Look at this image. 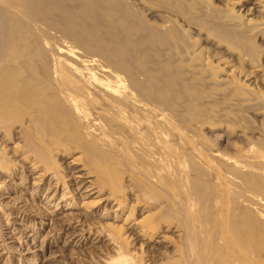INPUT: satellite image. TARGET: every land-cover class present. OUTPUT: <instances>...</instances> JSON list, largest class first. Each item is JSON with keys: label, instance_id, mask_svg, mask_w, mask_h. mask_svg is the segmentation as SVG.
Segmentation results:
<instances>
[{"label": "bare ground", "instance_id": "1", "mask_svg": "<svg viewBox=\"0 0 264 264\" xmlns=\"http://www.w3.org/2000/svg\"><path fill=\"white\" fill-rule=\"evenodd\" d=\"M154 1L159 2V0H123V3L120 0H83L80 2H77L76 0H42L39 7L33 8V6H29V3L27 2H23V5H17L15 0H12L11 2L4 1L2 3V6L4 8L0 12V39H4L6 41V43H2L0 41V106H5V108H12L11 110H3L1 112V116L3 118V120L0 119V123L3 124L1 128L5 127L4 129H6V127L8 126V129L10 126L9 123L11 122L12 125L10 126V128H13L14 125L17 127L14 128L15 133L18 134L21 129L23 130V132H25V138L27 141L25 143H22L19 134L23 132H19L16 137L19 142L15 144L14 149L19 150V148L21 147V143L22 147L28 145L29 148L31 147V151H26L27 149H25V154H21L19 155V157L21 158V160L24 159L25 161L26 159H28V161L30 162V166L28 167V177H30V181L32 179L31 187L33 189V192H35H32V194L38 193L43 189L45 185H48L49 187H47L45 193L47 202H52L54 199H59L58 196L60 195L59 201L55 202L56 204H54L56 206L55 209L50 214H48V216H50L49 223L51 224L56 221L60 226L68 231L66 232L68 242L64 241L65 244L68 245V243H72L78 244V246H80L81 244L83 245L87 240V234H85L87 232H85V229H83L84 227H82V224L88 220V216L92 217L94 215H97L98 212L104 208L105 212L102 214V217H110L115 222L119 220V218H121L120 221L122 224H116L113 222L108 223V221L107 223H105V221L102 222L114 230L115 235L121 241L120 243L126 244V242L124 241H129L130 243L133 242V244L136 243L140 245V248H142V254L148 258L147 260H145V262L148 264H154L153 262L155 261V258L164 255L166 249L169 248V246H172L173 243L168 240L172 236H175V238L178 239V242L181 245L179 246L181 247L179 250L175 247L179 243L177 242V245H174L175 249L177 250L176 253L179 251L182 254H185L187 253V251H191L192 253L195 249L197 250V248L195 247V242L197 245H201V242L198 243L197 240H201L200 238L198 239V234L199 232L202 233V231H200L201 229H199V232H197L196 230V228L198 227L195 226V221L198 218L191 221L192 218H190V220H187V215L183 216L185 212L187 213V210L185 212H182L180 207H182L183 210L187 208L190 200L186 201L185 203H180L179 201L178 205L172 199H162L163 203H158V206L160 208V211L163 208L162 211H164L165 214L157 209H151V211H148V214L146 213L147 215H144L145 217H143L142 219H133L135 209H137L138 215H142L144 212H146L148 208L147 206H149L147 204L150 202L151 204L154 203L152 199L150 197L149 199L147 196L152 193L154 195H157L158 190L155 186H157L158 183L162 180L152 185L140 183V188H142V190H140L142 192H140L141 196L136 195L135 192L132 193L129 191L130 194L128 198L129 200H131V202L133 201L134 204L129 203L131 205L129 206L130 211L124 218L122 216L125 211V206L123 204V195L127 196V194L124 189V191H119L118 189H121L123 187L120 184L121 182L119 178L122 177L126 172L124 169L126 163H122L117 160L122 159V156L125 155V152H119L118 157L109 159L105 165L99 164L96 160H91L88 163L86 161V158L84 159L83 153L86 155V152H92L95 150L92 145L94 143V139L90 134H88L91 131L90 129L101 128L103 121H107L108 123L116 122L114 126L111 124H109L108 126L111 127L116 134H124V130L130 123V128L135 132V140L133 142H140V140L136 137H138L137 134H140L139 130L141 129L139 128H142V125L145 124L144 122H142L144 121L142 119L144 117L136 116L134 109L141 113L143 111H146L155 119L158 118V115L164 116L165 114L160 113V109L157 108H132L131 111H129L128 108H124V106L130 99L122 96L121 92L133 90L135 93L142 96L145 95L142 94L143 92L148 91L164 94H171L172 92L177 91L178 96L176 98L178 99L182 98V96L187 93L186 89L180 88L182 79H180L179 77V79H176L177 75L175 77L173 73H169L167 69L168 67H165V65L162 63V59H164V55L166 54V49H168L169 51L172 50L176 55L178 54L177 51L180 49L183 55L188 57V59L190 60L194 59V55H196L197 52V54H199L197 57H203V61L202 59H200L202 62H199L200 64L193 66V68L199 71L202 70L204 71L203 73H205V71H213L215 74L217 73V80H214L213 84L219 86L222 85V87L227 86L223 89L225 90V92L233 94H238L240 92L242 94V97H240L241 102L240 104L238 103V97L236 94L237 101L234 99L236 105H240L241 107H244L246 105L247 109L252 110V108H257L258 103H264V0H181L186 1L187 3V5L184 6L180 4L179 0H162L164 1L162 2L163 4L167 1L170 2L168 3L169 7L165 6L166 4L158 6L156 5L158 3H155ZM76 6L81 9L96 7L99 11L94 14L85 15L81 13V10H78ZM178 11L182 12V15H180ZM136 12H138L140 15L143 14V16H146V18L148 16V18L144 20L140 18V15L138 16V14L137 17L135 15ZM171 14L174 16L177 15V18L180 17L184 22H186V25H188V27L185 26L184 28H182L180 24L177 25L181 27V29L179 28V30L187 36H190V34H192L193 32L197 34L201 33L198 31V26H202L204 27L203 29L206 30L204 31V33L202 32L201 35L198 34L200 35L199 37L191 36L192 38H195V40H197L199 42V45L201 46L199 50H196L197 48L193 47L196 50L195 53L193 52V48V50L191 51L186 45H184L183 47V43L181 42V40L178 39V37L174 33L169 32V30H172L171 26H173L179 20L178 19L176 21L175 19L177 18L174 19V16L172 18ZM17 16L24 17V19L28 18V21H33V24L35 26L38 25L39 27H44L41 30H44L47 35V30L48 32L50 31L51 36L48 35L49 38H47L46 34L43 35H46V38H44L46 41L45 43L49 48L48 50L50 52H53L52 57L56 62V66L53 71L47 68L45 69L46 71L41 72L39 69V65H41L40 63L43 62V60L34 59V56H39V52L37 50L41 48H34L35 46L32 39L31 41H29V39H27L20 31V33H17L16 31H18L19 28L16 30L15 28L17 27H15V24L10 26L6 24L10 20L15 22H23L20 17ZM45 28H47V30ZM19 30H26V28H24L23 26V28ZM148 30H154V33L160 32L162 36L155 37L148 35L145 33V31ZM17 38L19 39V41H21L20 39L23 40L22 44L18 43ZM69 38H72L73 41L69 40ZM168 40H170L171 43H174V48H171V45L173 44H170V46L168 47L162 45L163 41L167 42ZM7 41L10 42L9 46L7 45ZM82 43L90 44L94 48V50H96V52H88L81 46ZM3 44H5L6 47H4V50L2 48ZM131 45H133L134 47H132ZM98 46L100 47V49H98ZM163 46L166 47L164 50L162 49ZM8 48L10 49L7 50ZM156 50H159L160 54L156 55ZM40 54L43 53L40 52ZM153 56H155V58L152 61L155 65H157V67H155V70L150 69L149 71L148 68H144V61L150 62ZM168 56L170 57V55ZM128 57L130 58L120 60ZM142 57H149V59L139 60V58ZM132 58H136L137 60L133 61ZM132 66L136 71L135 74H132V72H130V68ZM139 73L144 75V77L146 76V79L142 80L141 75L137 76V74ZM109 74H112L113 83L111 82ZM105 76L110 81H108ZM52 81L56 85H51ZM127 81L129 82L128 88L125 86V83ZM102 86H106L108 88L109 92L107 95H109L110 98H108V100L106 99V103L109 102L108 106H111V108L106 107L94 109V117L98 119V123L95 124V126L90 127L86 130L82 125V123H84L83 120L73 121L65 125L59 124V121L62 118H65L64 115H61L62 108L60 107L66 103L65 97L59 92L61 88L75 92L78 90L80 92L90 91L96 94V91L98 89H101ZM229 88L230 91H228ZM19 98L22 100H27L25 108H19ZM86 99L87 98H83L81 100H78V102L84 101ZM50 100H52L53 102L51 103ZM170 103L171 102H169V104ZM74 104L75 101L70 102L67 111L76 110V108H74ZM134 104L137 105V103L133 101L132 105L134 106ZM143 107H146V105L143 104ZM260 108L262 109L256 112L258 114L264 113V105ZM127 110L131 113H134V116H129ZM173 113L175 114V111H173ZM262 116L263 115H261V117ZM262 118H264V116ZM155 122V120L150 122L153 130H156V127L158 125H156ZM66 127H68L70 131H67ZM24 128H27V130L25 129L24 131ZM258 128L260 130V133L264 132V124H262L261 127ZM33 130L35 132H38V135L36 134L38 137L32 133ZM7 131L10 130L8 129ZM63 132L66 133L67 139L74 138L75 140L82 143L83 147L76 145L77 147L81 148V151L76 150L77 147L75 145H71V147L69 148H63L59 146L56 148L55 152L53 151L54 146L52 147V149L50 147V151L47 150V148L46 150L49 151V153L51 152L52 154L59 155L64 159L62 165H64L66 178L70 180L71 191H76V194L79 195V198L81 197V199H83L84 201L89 198H99L97 200L91 201L90 204L86 202L85 205H87L86 207H88V209L86 210H83L82 208L80 209V211H76L77 208L73 207L76 206L75 203L69 202L67 199L69 197H67L65 193L60 194V191L63 189L62 185L60 184V181L58 179L56 180L57 173L51 172V170L56 169V167L54 169L49 168L48 165H45L46 160L44 158L42 160H39L38 156L35 157V155H32L33 148L36 151V147H34V145H37L34 143L35 140L33 137H37L36 141H40V145L42 144L44 146H47L46 141H50V139H52L53 137H57L55 139L56 141H53V144L58 143L61 140L60 138H63L61 134ZM251 133L256 134L259 133V131H251ZM246 134L249 135L247 132H245V135ZM254 134L248 137L252 140H258L259 135L254 136ZM110 141V143L113 144H110L112 147H117L113 140ZM152 141L153 140H151V142ZM154 142L156 145V141ZM53 144L50 145L52 146ZM103 144L104 143H101V146ZM249 150L251 151L250 153L252 155L260 153L261 151L256 149L255 146H249V149H247L246 151ZM42 151L44 150L42 149ZM41 156L44 155H39V157ZM60 159L59 161H62ZM50 162L52 163V160H50ZM225 163L226 165H228V169H230V172L232 171L228 175L226 174V172H229V170L227 169L225 174L229 176L228 180H230V183L233 185L231 190L233 191V196H235V198L231 196L228 198V206L233 210V213L231 214V222L230 220H228L229 226L224 229V235L222 237H218L215 234L217 236L216 240L224 241L228 247L229 245H232L233 242H237L239 245L248 247L252 252V249L256 247L255 245H257V243L259 242L258 240L260 239L259 237H257L256 232L258 227H260V225L257 226V224L260 223V220L258 219L259 216L256 217L253 214L250 206H248V203L250 205H259L257 203L260 201V205L264 207V198H260V196L264 195V193H262L263 189L260 190L261 192H259L254 189L251 184H247L248 186L245 185V179L249 182L251 179L249 180V176L247 175V173L242 172V174L240 172L242 170L235 168L239 167L242 169V167H240V160L238 158H225ZM238 170H240L239 172L242 175L238 173ZM221 176L222 175L219 176L218 173V177L216 176L215 180L219 178L221 182H223V176ZM153 177L155 178L156 175ZM65 179L63 180L66 181ZM240 179H242V181L244 182L243 186L241 185V183L238 184V182H240ZM163 181L161 182V184L166 182L165 179ZM166 183H168V181ZM170 183L171 182L169 181V184ZM194 183L192 184L193 198H190L191 200L194 199V196L197 194V192L198 194H202L200 190H198L200 185L197 183V187V185H195ZM110 184H112V190H117L116 192H118L119 194H111L110 192L101 196L102 188L104 189L107 186V189L110 190ZM137 185H139V183ZM203 185H201L202 188ZM170 187L175 188L176 186L173 187L172 185ZM259 189H261V187ZM228 190H230V188L227 189V191ZM240 191L245 198L242 199L243 201L236 198V195H240ZM256 193L260 194V196H258ZM187 194L189 196V193ZM157 196H159V194ZM250 196H255L257 200L254 203H252V201H248L246 203V200H249ZM186 197H182V200H180L182 202L183 199L188 200L189 198L186 199ZM200 197L201 196H199V199ZM126 198L127 197H125V199ZM191 205L189 204L190 209H194L193 207L197 208L200 206H202L203 209H206V207H204L205 205L203 204H200V206L198 205L196 207L195 205H193V202H191ZM63 206H66L67 208H63ZM23 207L21 206V208ZM174 207H176L175 211H173ZM169 208L174 212L175 215H177V222L167 221V216L171 214L169 213L170 211L167 210ZM213 209L214 208H212L211 210L214 211ZM211 210H209V214ZM61 212H66V214L60 217L55 216ZM190 213L193 214L192 211H190ZM172 216L174 215H171V217ZM94 220L98 221V219ZM162 221H164V223H162ZM201 223L204 226V221ZM14 224L20 225L23 228L13 225H9L8 227L6 226L4 239L6 236L7 241L4 240V242L2 241V243L0 244V264L5 261V249L8 250V248H10L12 252L17 253L18 256L24 260L26 259V256L31 253H34L35 256L41 257L43 261H47L55 257L53 255H45L43 240L42 244H39V246L36 245L35 242H33L34 239H37V232H29L30 229L28 230V228L25 227V224L22 222L16 221ZM53 226L51 225V227ZM90 226L91 224L89 225V227ZM198 226H200V224ZM217 226L219 227L220 224H217ZM212 228L215 229L217 227L213 226ZM206 233L208 235L207 231ZM211 235H213V233ZM8 236L10 241L8 239ZM78 236H81L82 238L80 237L81 239L76 240ZM26 237H29L30 246H27L26 244ZM203 237H205L204 239H206L207 236ZM114 238H112V241L115 240ZM209 238L210 237H208V239ZM106 239L108 240L109 238L107 237ZM206 240L204 241V243L208 241ZM211 240H213V238ZM116 241L117 238L115 240V243L118 242ZM22 242L28 248L23 247ZM212 242L211 246L212 244H214ZM217 245H219V243H217ZM214 246L215 245H213L212 247L214 248ZM220 247L223 248L224 246L220 245L218 249ZM214 253L218 252L214 251ZM177 254L179 255V253ZM191 257L193 256L191 255ZM176 259H178V257H176ZM198 259L200 260V258Z\"/></svg>", "mask_w": 264, "mask_h": 264}, {"label": "rangeland", "instance_id": "2", "mask_svg": "<svg viewBox=\"0 0 264 264\" xmlns=\"http://www.w3.org/2000/svg\"><path fill=\"white\" fill-rule=\"evenodd\" d=\"M4 1L11 2L12 0H0V12L4 8L2 6V3ZM41 1L42 0H15L17 5H23V2H27L29 3L28 5L33 6V8L39 7ZM76 1L80 2L83 0H76ZM120 1L123 3V0H120ZM168 1L165 2L164 4H166L165 6L169 7L168 3L170 2ZM179 1L182 6L187 5L186 1H181V0ZM162 2L164 1L159 0V2L157 1L155 3H158L156 5L160 6V5H164ZM181 2H184V3H181ZM76 8L78 10L80 9L81 13L85 15L94 14L99 11L98 8L96 7L81 9V8H78V6H76ZM178 13L182 15V12L178 11ZM137 14L138 16L140 15L138 12H136L135 15L137 16ZM173 16L174 15H172V18ZM17 17H20V16H17ZM140 18L145 20L148 18V16L146 18V16H143V14H141ZM175 18H177V15L174 16V19ZM20 19L23 22H20V21L15 22V21L10 20L6 24L9 26L15 24L16 25L15 27H17L15 28L16 30L18 28L22 29L24 26L26 30L18 29V31L16 30L15 31L17 33L22 32L23 35L27 39H29V41H31L32 39L33 44L35 46L34 48H37V49L41 48L39 50L36 49L39 52V56H34L35 57L34 59L43 60V62L40 63L42 66L39 65L40 71L41 72L46 71L45 69L47 68L53 71V69L56 66V62L54 58L52 57L53 52H50L48 50L49 48L47 47L45 43L46 41L44 38H46L47 34L44 32V30H41L44 27L40 26L41 27L40 28L38 25L35 26L33 24V21H30L32 23L28 21V18L24 19V17H20ZM175 20L176 21L178 20V22L175 21L176 23L173 26H171L172 30H169V32L174 33L178 37V39L181 40V42L183 43L182 44L183 47L184 45H186L191 51L194 49L193 52L195 53L196 50H199L201 46L199 45V42L195 40V38H192L191 36L199 37L202 34V32L204 33V31L206 30L203 29L204 27L198 26V31L201 32L198 34L200 35L193 32L192 34H190V36H187L179 30V28L181 29V27L182 28H184L185 26L188 27V25H186V22H184L180 17ZM177 24H180L181 27ZM45 29L47 30V28ZM154 32H155L154 30L145 31L146 34L151 35V36H155V37L162 36L160 32L158 33H154ZM47 33L49 36H51L50 31L48 32L47 30ZM43 34H46V35L44 36ZM48 35H47V38H49ZM15 38H16V35H15ZM20 40L21 41H19V39L17 38L18 43L22 44L23 40L22 39ZM69 40H72V38H69ZM0 41L2 43L4 42L6 43L4 39H0ZM165 42L163 41L162 45H165L166 47H168L170 46V44H173L171 45V48H174L173 47L174 43H171L170 40H168L166 43ZM9 43L10 42L7 41L8 46H9ZM81 46L85 48L88 52L90 51V53L96 52V50H94V48L90 44L82 43ZM131 46L134 47L133 45ZM165 46H163L162 48L163 50L166 48ZM4 47H5V44L2 45L3 50H4ZM193 47L197 49L195 50V48ZM9 49L10 48H8L7 50ZM98 49H100L99 46H98ZM131 51H134V50H131ZM40 52L43 54H40ZM177 53L178 54L176 55L175 52H173L172 50L169 51L168 49H166V54L164 55L165 60L162 59L163 61L162 60L161 61L165 65V67H168L167 69L169 73H173L175 77L177 75L176 79H179V78L182 79L180 83V88L186 89L187 93H185L182 96V98L178 99L176 98L178 96L177 91H174L171 94L156 93L153 91L143 92L142 94H145L146 96L145 95L141 96L135 93L133 90H127V91L121 92L122 96L130 99L128 101L130 103L127 102V104L124 106V108H128L129 111H131L132 108H157V109H160L159 111L160 113H163L165 115L164 116L158 115V118L155 119L146 111H143L141 113V112H138L136 109H134L136 116L144 117L142 118L144 120L142 122H144L145 124L142 125V128H139L141 129L139 130L140 134H137L138 137H136L137 139L140 140V142H133L135 140V137H134L135 132L134 130L132 131V129L130 128L131 127L130 123L128 124V127L124 130V134H120V133L116 134L113 131V129L108 126L109 124L114 126L116 122L108 123L107 121H103L101 128L90 129L91 131L88 134H90L94 139V143L92 145L95 148V150L92 152H86V155L83 153V157L84 159L86 158V161L88 163L91 160H96L99 164L105 165L109 159L118 157L119 152L120 153L125 152V155L122 156V159L117 160L119 162L126 163L125 164L126 166L124 168L126 172L123 174L122 177L119 178L121 182L120 184L123 187L121 188L122 190L120 188L118 189L119 191L125 190L127 194V196L123 195L124 197L123 204L125 206V211L122 214V216L124 218L126 217L127 213L130 211V208H129V206H131L130 204L132 203L134 204L133 201L131 202V200H129L128 196L130 192L132 193L135 192L136 195H140V192H141L140 190H142V188H140L141 186L140 183L152 185V184L158 183L160 180L163 181L165 179L166 182L168 181V183L165 182L162 184H161L162 181H160L158 185L155 186L157 187L156 188L158 190L157 195L159 194V196L154 195L153 193L147 196L148 198L150 197L154 203L151 204V202L146 198L150 202L147 204L149 206H147L148 208L146 212H144L142 215H138L137 209H135V214H133V219L134 218L142 219L148 214V211H151V209L159 210L160 208L158 205L163 203L162 199L163 200L172 199L177 204L179 201L180 203H185L186 201L190 200L187 208H185L184 210L182 209V207L180 208L182 212H185L187 210V213L185 212L183 214V216L187 215V220H190V218H192L191 219L192 221L198 218L195 221L196 223L195 226L198 227L196 228L197 232H199V229H201L200 231H202V233L199 232L198 239L200 238L203 241L197 240L198 243L201 242V245L200 244L197 245L195 242L196 246L195 245L194 246L197 248V250L196 249L194 250L195 253L194 251L192 253L191 251L190 252L187 251L188 254L187 253L182 254L181 252L178 251L177 252L179 253L178 255L176 253L177 250L175 249V247L179 250L181 248L179 246L181 245L178 242V239L175 238V236H172L168 240L171 243H173L172 244L173 247L169 246V248L166 249L164 255L158 258L156 257L155 261L153 262L154 264H176V263L178 264V262L179 264L180 263H183V264H223V263L224 264H264V207L260 205V201L259 202L257 201L258 202L257 204H259L260 206L253 205V204L250 205L248 203V206H250L253 214L256 217L259 216L258 219L260 220L259 221L260 223L257 224V226L260 225V227H258V229L256 230L257 237H259L260 239L258 240L259 242L257 243V245H255L256 247L253 246L254 248L252 249L253 250L252 252L249 250L248 247L244 245H239L237 242H233V244L229 245L228 247L224 241L216 240L217 236L222 237L224 235V229L229 226L228 220H230L231 222V216H232L231 214L233 213V210L230 209L228 206V198L230 196L235 198V196H233L234 193L231 190L233 185L230 183V180H228L229 179L228 175L232 171L230 172V169H228V165H226L225 163V158L226 159L228 157L238 158L240 160V167H242V169L239 167H235V168L242 170V171L238 170V173L240 175L243 174L242 172L247 173V175L249 176V180L251 179L250 182L245 179L244 181L245 185L248 186L247 184H251L252 187H254V189H256L259 192H261L260 190L263 189L262 193H264V187H263L264 186V141H263L264 132L260 133V130L258 128V127H261L262 124H264V118H262L264 116V113L258 114L256 112L262 109L260 107H262L264 103H258L257 108H252V110L247 109L246 105L244 107H241L240 105H236L235 100L237 101L236 99L237 93L236 94L227 93L225 92V90H223L224 87H227V86L222 87V85L219 86V85L213 84V81L217 80V77H216L218 75L217 73H216L217 75L213 71H205V73H203L204 71L202 70L199 71L193 68V66L200 64L203 61L202 59L203 57H197L199 54H197L196 52V55H194V59L190 60L188 59V57L183 55L180 49L177 51ZM157 54H160L159 50H156V55ZM167 54L170 55V57ZM155 56L151 58L150 62L144 61V68H148L149 71L150 69L155 70V67H157V65H155L152 61L155 58ZM129 58L130 57L123 58L120 60H125ZM146 59H149V57L139 58V60H146ZM200 59H202V61ZM132 60L136 61L137 59L132 58ZM172 62H175V63H172ZM48 64L50 68L52 67L51 69L48 67ZM130 72H132V74L136 73L133 66L130 68ZM139 75H141L142 80L146 79V76L144 77V75H142L141 73L137 74V76ZM109 77L111 79V82L113 83L112 74H109ZM108 81L110 80L108 79ZM128 84L129 82L127 81L125 83V86L127 88H128ZM51 85H56V84L52 81ZM228 91H230V88L228 89ZM59 92L63 94L66 100V103L60 107L62 108L61 115L65 116V118H62L59 121L60 125H65V124H68L70 122L77 121V120H83L84 123H82V125L87 130L88 128L93 127L95 126V124L98 123V119L94 117L95 108H106V107L111 108V106H108L109 102L106 103L108 98H110L109 95H107L109 91L106 86H102L101 89H98L96 91V94L90 91H85V92H80L79 90L76 92L68 91L67 89H64V88H61ZM239 93L237 94V97H238V103L240 104L241 102L240 97H242V94L241 93L239 94ZM164 97L168 100H166ZM83 98H87V99L84 101L78 102V100H81ZM73 101H75L74 108H76V110L67 111L69 103ZM133 101L136 102L137 105L134 104L133 106L132 105ZM50 102L52 103L53 101L50 100ZM169 102H171L172 104L171 103L169 104ZM26 103H27L26 99L22 100L19 98L18 100L19 108H25ZM143 104L146 105V107H143ZM11 109L12 108H5V106H0V119L3 120L1 116V112L3 110H11ZM128 110H127L128 115L134 116V113H131ZM173 111H175V114L173 113ZM261 115L263 116L261 117ZM153 119L156 121L155 122L156 125L158 124L157 125L158 128L156 127V130H153L152 125H150L151 124L150 122L154 121ZM9 124L10 126L12 125L11 122ZM2 125L3 124L0 123V237H1L0 244L2 243V241L4 242V240L7 241L6 236L4 239V233L6 231L5 230L6 226L8 227L9 225H13L17 227H22L20 225L14 224L16 221H18V222L24 223L25 227H27L28 230L30 229L29 232H32V233L37 232V239H34L33 242H35V244L39 246V244L40 245L42 244V240H43L46 256H49V255L55 256L50 260L43 261L41 257L35 256L34 253H31L27 255L26 259L24 260V259H21L17 253L12 252L11 249L8 248V250L5 249L6 259L5 261H3L5 263L2 262V264H13V263L14 264H148L145 262V260H147L148 258L142 254L141 252L142 248H140V245L136 243L135 245L133 244V242L130 243L129 241H128L129 243L127 241H124L126 242V244L120 243L121 241L115 235L114 230L105 224L107 223V221L108 223L109 222L110 223L113 222L116 224H122V223L120 221L121 218H119V220L115 222L110 217L109 218H105L106 216L102 217V214L105 212L104 208L101 209V211H99L97 215H94L92 217L88 216L87 217L88 220L82 224L83 226L81 225L82 227H84L83 229H85V232H87L85 233L87 234V240L84 243L85 245L81 244L80 246H78V244H72V243H68V245L65 244L64 241L68 242V238L66 236L67 235L66 232L68 231H66L56 221L50 224L49 223L50 216H48V214H50L55 209L56 206L54 204H56L55 202L59 201L60 195L58 196L59 199L57 200L54 199L52 202H47L45 193H46L47 187H49L48 185H45L43 189L39 191L38 193L32 194L33 192V189L31 187L32 179L30 181V177H28V167L30 166L29 165L30 162L28 161V159H26L27 161L26 160L24 161V159L21 160V158L19 157V155L25 154L26 151H31V147L29 148V145L24 146L25 148L22 147V143H25L27 141L25 138L26 137L25 132H23L22 129L19 132H23V133L19 134L18 132L22 143H21V147L19 148V150H16L14 149V146L19 141L16 139L18 134L14 132L15 130L14 128H17V127L14 125L13 128H10L9 126L8 129L10 131H7L8 126L6 127V129H4L5 127L1 128ZM25 129L27 130V128H24V131ZM66 129L67 131H70L68 127H66ZM4 131H7V132H4ZM251 131H254V132L259 131L260 134L259 133L254 134V133H251ZM144 132H146L147 134ZM245 132H247L249 135L247 134L245 135ZM32 133L34 135L36 134L38 135V132H35L34 130L32 131ZM26 134H27V131H26ZM61 134L64 139L60 138L61 140L59 139L60 141L58 143L53 144L56 141L55 139L57 138V137L55 138L53 137L52 139H50V141H46L47 146H44L42 144L40 145V141L38 140L36 141V138L38 137L37 135H36L37 137L36 136L33 137L35 140L34 143L37 145H34V147H36V151L33 148L32 155H35V157L38 156L39 160H42L44 158L46 160V161L44 160L45 165H48L49 168L54 169L56 167V169H54L56 172L54 170H51V172L57 173L56 180L58 179L60 181V184L62 185L63 189L60 191V194L65 193L66 196L69 197L67 198L68 201L75 203L76 206H73V207L77 208L76 211L78 210L80 211V209L82 208L83 210H86L88 209V207H86L87 205H85L86 202L90 204L91 201L97 200L99 198H89L84 201L83 199H81V197L79 198V195L76 194V191L74 192L71 191L70 190L71 189L70 180L66 178L64 165H62V162L64 161V159L60 157L59 155L52 154L51 152L49 153L50 147L52 149L53 146H54L53 151L55 152L56 148L59 146L63 148H69L71 147V145H75V146L79 145L81 147H83V145L81 142L75 140L74 138L67 139L65 132ZM253 134L254 136L259 135L258 140L257 139L252 140L251 138L248 137V136H252ZM152 136H155L156 138ZM150 137L153 139H151ZM110 140H113L117 147L115 146L112 147L111 145L113 144L110 143L111 142ZM151 140L153 141L151 142ZM154 141H156V145ZM101 143H104V144L101 146ZM50 144H53V145L51 146ZM249 146H255L256 149L261 150L260 153L252 155L250 153L251 152L250 150L246 151L247 149H249ZM41 148L44 151H42ZM46 148L49 151H47ZM25 149L27 150L25 151ZM76 150L81 151V148L77 147ZM39 155H44V156H41L42 157L41 158L39 157ZM52 158L55 160H53ZM59 159L62 161H59ZM50 160H52V163L50 162ZM227 169L229 170L228 173L226 172ZM225 172L228 175H226ZM218 173H219V176L220 175L223 176V179L221 178L222 176L220 178L223 180L224 183L221 182L219 178L215 180L216 176L218 177ZM155 175L156 177L154 178L153 176ZM63 179H65L66 181H64ZM169 181L171 182L170 184H169ZM239 181L240 182H238V184L241 183V185L243 186L244 182L242 181V179H240ZM136 182L137 184L139 183V185H137ZM193 183L197 185V187H198V184L200 185L198 190H200L202 194L199 193L200 194L199 195L197 192V194L194 196V199L191 200L193 198L192 197L193 196L192 195V190H193L192 184ZM171 184L173 185V187L175 186L176 187L175 188L170 187L172 186ZM162 185H165V186H162ZM201 185H203V188ZM110 186L111 187H109L108 185L110 190L107 189V186L104 189L102 188L101 196L108 194L110 192L111 194L118 193L116 192L117 190L116 191L112 190L113 189L112 184H110ZM259 186L261 187V189H259L260 188ZM229 188L230 190L227 191V189ZM172 189L174 190L176 189L177 191L176 190L174 191ZM187 193H189V196ZM239 193L240 195L239 194L236 195V198L243 201L242 199H245V198L243 197L241 191ZM190 194H191V197H190ZM222 194L224 195V197ZM256 194L260 196V194L258 193ZM151 195L154 197H152ZM184 195L185 197L187 196L186 199L188 198L189 199L188 200L183 199V202H182L181 201L182 197L185 198ZM199 196H201L200 199H199ZM237 196H239L240 198ZM125 197L127 198L125 199ZM260 198H264V195L260 196ZM256 200L257 199L255 196H250L249 200H246V203L248 201H252V203H254ZM191 202H193V205H195L196 207L198 205L200 206V204H203L205 205L204 207H206V209H203L202 206H200L201 208L193 207L194 209H190L189 204L191 205ZM21 206L22 207L24 206V207L21 208ZM211 207L214 208L213 209L214 211L211 210L212 209ZM63 208H67V207L63 206ZM208 209L212 211V212L210 211V214H209ZM167 210H169L170 211L169 213H171L170 215L167 216V219H168L167 221L177 222V215H175L173 212L176 210V207L173 208V211L170 208ZM190 211H192L194 215L190 213ZM197 212H198V216H197ZM162 213L165 214L164 211H162ZM19 214H20L21 219L19 218ZM64 214H66V212L58 213V215H55V216L60 217V216H63ZM163 214H160V215H163ZM171 215H174V216L171 217ZM94 219L96 220L98 219V221H95ZM102 221L103 222L105 221V223H103ZM203 221H204V226L201 223ZM162 223H164V221H162ZM87 224L89 225L91 224V226L89 227V225ZM199 224L200 226H198ZM217 224H220V226L218 227ZM51 225L52 226L55 225V226L51 227ZM211 226L212 227L216 226L217 228L214 229ZM206 231L208 232V235ZM212 233L213 235H211ZM203 236H207L206 239L208 241L204 239L205 237ZM80 237L81 236H78L76 240L82 238ZM107 237L110 240L109 239L107 240L106 239ZM208 237L210 238L212 237L213 240H211L212 238L208 239ZM112 238H114L115 240L117 238L118 242L117 241L116 242L119 244L115 243V240L112 241ZM8 239H9V236H8ZM205 240L207 242L204 243ZM25 241H27L26 243L27 246H30L29 237H26ZM112 242L115 244H113ZM177 242L179 243L178 245H177ZM211 242L214 243L212 244V246L215 245L214 248L211 246ZM217 243H219V245H217ZM174 245H177V246L174 247ZM206 245L209 247H207ZM220 245L221 246L223 245L224 249L220 247L219 248L220 250H219L218 247ZM22 246L25 248L27 247L25 244H23V242H22ZM214 251H217L218 253H214ZM191 255L193 257H191ZM13 256L16 258H14ZM176 257H178L179 260L176 259ZM180 258L183 260V262ZM198 258H200V260Z\"/></svg>", "mask_w": 264, "mask_h": 264}]
</instances>
